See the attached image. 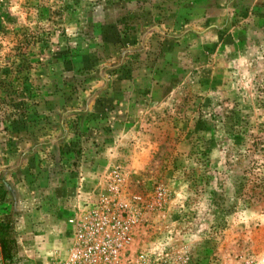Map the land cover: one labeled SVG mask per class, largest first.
I'll list each match as a JSON object with an SVG mask.
<instances>
[{
  "label": "rangeland",
  "instance_id": "374dc122",
  "mask_svg": "<svg viewBox=\"0 0 264 264\" xmlns=\"http://www.w3.org/2000/svg\"><path fill=\"white\" fill-rule=\"evenodd\" d=\"M0 87V264L160 210L264 264V0H0Z\"/></svg>",
  "mask_w": 264,
  "mask_h": 264
},
{
  "label": "built area",
  "instance_id": "2783aa9c",
  "mask_svg": "<svg viewBox=\"0 0 264 264\" xmlns=\"http://www.w3.org/2000/svg\"><path fill=\"white\" fill-rule=\"evenodd\" d=\"M148 214H153L152 222L144 220L142 224L147 223V226L143 231L132 229L124 220L105 219L86 234L81 226L75 225L72 242L65 244L62 255L48 263L235 264L223 259L218 249L208 254L200 250L204 237L194 232L202 228L189 226L195 219L194 212L160 210ZM69 223L75 224L74 218H70Z\"/></svg>",
  "mask_w": 264,
  "mask_h": 264
},
{
  "label": "trees",
  "instance_id": "16d2710c",
  "mask_svg": "<svg viewBox=\"0 0 264 264\" xmlns=\"http://www.w3.org/2000/svg\"><path fill=\"white\" fill-rule=\"evenodd\" d=\"M6 194L7 190L0 178V201L4 200ZM11 234L12 230L8 227H5L3 222L0 221V246L3 256L10 255L12 247L15 244V239L11 236Z\"/></svg>",
  "mask_w": 264,
  "mask_h": 264
}]
</instances>
